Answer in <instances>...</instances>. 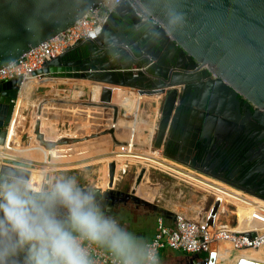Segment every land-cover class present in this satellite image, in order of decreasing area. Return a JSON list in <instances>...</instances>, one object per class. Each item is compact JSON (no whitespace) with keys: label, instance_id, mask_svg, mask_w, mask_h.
Instances as JSON below:
<instances>
[{"label":"water","instance_id":"95a60500","mask_svg":"<svg viewBox=\"0 0 264 264\" xmlns=\"http://www.w3.org/2000/svg\"><path fill=\"white\" fill-rule=\"evenodd\" d=\"M99 3L92 0V7ZM175 5L185 13L187 23L174 38L150 44L133 36L136 55L129 58L110 57L100 37L79 40L34 75L91 80L137 92H165L155 147L163 148L160 151L174 163L211 177L214 174L204 170L206 165L198 161L197 155L216 153L220 175L215 178L256 194L247 187L264 183V0H175ZM79 11L76 0H0V70L75 25L81 19ZM110 18L106 27L125 37L132 35L136 18L128 2L122 3ZM169 48L177 54L170 55ZM185 59L193 67L204 66L211 76L202 105L192 102L190 109L183 107L186 102L181 90L193 78L184 70L167 67L182 69ZM29 83L22 84L21 78L0 81V146L10 143L21 97ZM209 94L220 95L214 98L221 103L229 98L238 104L237 115L241 114L238 98L254 107L253 112L249 110L250 130L245 124L232 122L230 112L222 109L224 103L217 110L211 105L206 107L205 97ZM189 111H193L191 115ZM251 142L257 144L255 150L249 146ZM45 144L42 149L46 151L54 147ZM170 147L173 152H169ZM114 172L106 189L94 188L105 197L109 213L120 220L133 216V202H149L128 189L115 188ZM215 259L214 254L203 258L195 254L188 263L215 264Z\"/></svg>","mask_w":264,"mask_h":264},{"label":"crops","instance_id":"0c3cea01","mask_svg":"<svg viewBox=\"0 0 264 264\" xmlns=\"http://www.w3.org/2000/svg\"><path fill=\"white\" fill-rule=\"evenodd\" d=\"M29 82L21 97L10 143L0 146V166L11 168L16 162L28 164L34 181L46 168L55 174L67 172L77 175L81 181H88L87 184L82 182L86 186L106 189L114 169L115 176L116 167H111L108 183H103L102 177L98 180L94 177V168L113 161L107 159L94 164L89 162L91 158L112 155L114 151L121 153L122 146L129 143L132 146L129 151L139 150L147 155L146 151L156 148L165 92H137L91 80L48 76ZM113 124H116L114 128ZM45 142V145L54 146L51 151L42 149ZM157 149V156L173 162L160 151L163 148ZM49 157L55 164L49 163ZM116 159L118 161L112 164L117 162L118 168H124L116 174L114 187L128 189L149 202L145 205L133 202V216L120 219L123 225L142 237L152 240L158 219L162 217L166 224L174 226L177 215L208 225L211 230L246 233L251 230V223L259 221L264 226V214L256 207H248L219 191L241 192L236 195L243 198H250V194L215 177L178 163L176 167L189 172L191 177L175 174L148 161ZM62 162L70 167L62 166ZM81 163L86 164L79 165ZM193 256L168 249L162 252L160 259L161 264H190L189 257Z\"/></svg>","mask_w":264,"mask_h":264},{"label":"clouds","instance_id":"9594fccd","mask_svg":"<svg viewBox=\"0 0 264 264\" xmlns=\"http://www.w3.org/2000/svg\"><path fill=\"white\" fill-rule=\"evenodd\" d=\"M122 2L100 0L93 8L92 0H76L80 18L93 25L89 34L110 57H134L133 36L155 44L186 26L175 0H128L136 23L125 37L106 27ZM31 171L28 164L0 167V264H100L97 252L111 264H161L158 246L111 215L96 188L47 168L37 183Z\"/></svg>","mask_w":264,"mask_h":264},{"label":"built area","instance_id":"2783aa9c","mask_svg":"<svg viewBox=\"0 0 264 264\" xmlns=\"http://www.w3.org/2000/svg\"><path fill=\"white\" fill-rule=\"evenodd\" d=\"M125 2H128V0H123L122 3ZM99 5L100 3L93 8H97ZM92 27L90 21L81 18L68 30L40 45L39 48L26 54L22 59L0 70V81L21 78L22 84H24L31 79L40 78V75L35 76L34 74L41 70L46 62L56 58L79 40L97 39L99 36L93 38L89 34ZM201 68L205 69L204 66H201ZM135 71L134 73H136ZM130 148H132L130 143L122 146L120 156H123V158L131 156L127 153ZM138 152L140 151L138 150ZM219 193L224 195V192L219 191ZM249 197H240L243 204H247L248 207L253 205L255 199L264 202L259 197L253 195H249ZM261 212L264 214L263 209ZM151 241L158 246L160 258L164 250L170 249L194 255L214 254L215 264H217L219 245L223 243L230 245L231 252H236L230 260L228 257V261L233 259L234 264H264V226L262 229H258L253 223H251L250 231L235 233L226 229L211 230L208 225L190 221L184 215H177L174 226L166 224L164 218L160 217L157 221L155 236ZM254 252H259V254L253 256L252 253ZM96 255L100 264H111L103 252H97Z\"/></svg>","mask_w":264,"mask_h":264},{"label":"flooded vegetation","instance_id":"af4514ba","mask_svg":"<svg viewBox=\"0 0 264 264\" xmlns=\"http://www.w3.org/2000/svg\"><path fill=\"white\" fill-rule=\"evenodd\" d=\"M156 51L154 52V54H156ZM169 54L174 55V54H177V52L174 50V48H169ZM184 65L185 66L182 69H177V67L174 65H167V67L171 68V70H174V71L175 70H178V71L184 70L185 73H190V76L193 78V81L191 82V84H189L185 89L181 90V97H183V100L185 99V102H186V104L183 105V107H185V108L188 107L190 109L193 105L192 102L196 103L197 105H202V102L204 100L203 92L205 91L204 89L208 86L209 78H211V76L207 72H205V69L199 67L198 65L193 67L192 63L190 61H188V59H185ZM191 89L197 90L196 93H193V91ZM214 95L220 96V95H216V94H214ZM214 95L209 94L205 97L206 107H209V105H211L212 107H214L215 110H217L220 107V104H222L224 102L221 103L220 100L214 98ZM230 95H231V93H230ZM238 102H239V107L241 110V112H240L241 114H239V115H237V110H236L238 108V104H233L232 101L229 100V98L224 103L225 106H223L222 109H224V112H227V110H228V112H230L229 116L231 117V120L233 123L245 124V126L248 127L247 129L250 130L249 126H251V123H250V118H249V110L251 112H253L254 107L247 106L246 102L242 98H238ZM189 103H190V106H188ZM232 107L235 109H231ZM191 112H193V111H189V113H190L189 115H191ZM188 124H190L189 120H187V125ZM255 145H257V144L256 143L252 144V142H251V144L249 146L251 147L252 150H255V147H254ZM249 146H248V149H249ZM169 152H173L172 147L169 148ZM209 152L205 151V153H203V154L201 153V154L197 155V156H199L198 161H200L201 164H203V166L206 165V169H204L205 171H208L209 173L212 172L215 176H219L220 175V167H219L218 163L216 162L219 155H216V153H215L214 155L210 156ZM209 156H210V158H209ZM232 162H233V160L229 161L228 166L231 167ZM214 175H212V177H215ZM247 189L256 193V194H253V196L259 197L260 199L264 200V197L261 196V195L264 196V183H259V184L256 183L255 185H249L247 187ZM199 255L202 258L205 256V254H199ZM207 256H208V254H207ZM207 256H205V257H207Z\"/></svg>","mask_w":264,"mask_h":264},{"label":"bare ground","instance_id":"6f19581e","mask_svg":"<svg viewBox=\"0 0 264 264\" xmlns=\"http://www.w3.org/2000/svg\"><path fill=\"white\" fill-rule=\"evenodd\" d=\"M54 138H55V136H54ZM158 150L159 149L154 148L152 150V152L150 150L149 151H146V152H149L148 155L145 154V153L138 152V151H128L127 152L128 155H131V156H128V157H125V158H131V159H136V160H140V161H148L151 164H155L159 168L162 167V168L170 169L175 174H178V175H181V176L183 175L185 177H191L189 175V172H185V171H182V170L178 169L176 167V165H178V164H175L174 162H169L166 158L157 156ZM120 154H121L120 152L116 151L112 155L110 153V154H106L105 156L103 155V156H100V157L91 158V160H89V162H91V163L92 162H98V163H100L102 160H105V159H110V158H115V157L123 158V156H120ZM52 160L53 159L51 157H49V160H48L49 163H51ZM172 163H174L175 165L172 164ZM52 164H55V162H52ZM62 164H64V165H62L64 167H70L69 164H67L66 162H62ZM84 164H86V163H81L79 165H84ZM114 166L116 167L115 176L113 175L114 180H115L116 174H118V172L121 169H123L124 166H121V168H118L119 167L118 164H115V165L112 164V163H105V164H103L102 176H101L103 178V181H104L103 183H106V184L108 183V179H109V175H110V169H111V167H114ZM110 178H111V175H110ZM35 181L36 182H39V179H37ZM136 184H138V183H136ZM233 190H235V189H233ZM236 194L237 195H241V192H239V193H235V192H229L228 193V192H225L224 193V195L229 196V197H231V198H233V199H235V200L243 203L242 199L240 197H238ZM252 204H253L252 205L253 207L259 208V211H261L262 209L264 210V205H263L264 202H261V201L255 199V201ZM253 224H255L258 229H262L263 228L261 222H259V221L254 222ZM230 254H231V247H230V245L229 244H223V243L220 244L219 245V253H218L219 258L217 260V263L218 264H231L232 261H228V257H229ZM258 254H259V252L252 253L253 256H257Z\"/></svg>","mask_w":264,"mask_h":264},{"label":"rangeland","instance_id":"374dc122","mask_svg":"<svg viewBox=\"0 0 264 264\" xmlns=\"http://www.w3.org/2000/svg\"><path fill=\"white\" fill-rule=\"evenodd\" d=\"M119 139H121V141L123 142V139L122 138H120L119 137ZM116 144V143H115ZM133 151H135V150H133ZM116 152V151H115ZM117 157H115V158H110L109 160H112L113 162H110V163H115V160L116 161H118V159H116ZM121 160H125V161H127V159L129 160V158H120ZM105 160H107V159H105ZM130 160H136V159H131L130 158ZM102 161H104V160H102ZM100 162V163H103V162ZM92 163H94V164H100V163H98V162H92ZM104 164V163H103ZM116 164H118L117 162H116ZM151 165V164H150ZM101 166L103 167V165H97V169L96 168H94V172H95V175H94V177L96 178V180H98V177L100 176L101 177V171H102V168H101ZM93 170V169H92ZM37 179H39V175H38V177H36V179L35 180H37ZM82 182H85L86 184L88 183V181H82ZM264 205V204H263ZM257 208V207H256ZM257 210H259V208H257ZM236 254V252H233L232 253V256H234ZM205 256H207V254H205ZM218 264V263H217Z\"/></svg>","mask_w":264,"mask_h":264}]
</instances>
